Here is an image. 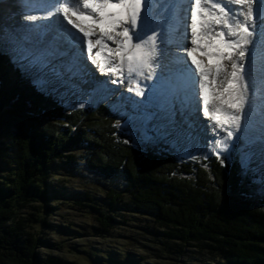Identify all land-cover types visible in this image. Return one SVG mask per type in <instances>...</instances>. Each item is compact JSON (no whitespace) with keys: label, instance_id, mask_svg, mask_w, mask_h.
<instances>
[{"label":"trees","instance_id":"16d2710c","mask_svg":"<svg viewBox=\"0 0 264 264\" xmlns=\"http://www.w3.org/2000/svg\"><path fill=\"white\" fill-rule=\"evenodd\" d=\"M25 73L0 52V264H77L40 252L55 244L33 227L51 228L42 212L56 209L50 204L54 169L82 162L109 182L103 199L85 196L100 211L101 233H111L123 209L151 217L163 230L155 234L181 256L192 247L211 253L212 264H264V194L245 189L256 169L245 171L242 149L232 162L220 157L222 149L217 156L179 159L136 146L114 104L69 107L48 82ZM63 146L84 153L66 156Z\"/></svg>","mask_w":264,"mask_h":264},{"label":"rangeland","instance_id":"374dc122","mask_svg":"<svg viewBox=\"0 0 264 264\" xmlns=\"http://www.w3.org/2000/svg\"><path fill=\"white\" fill-rule=\"evenodd\" d=\"M150 19L151 12L144 8L143 5L136 30L140 29L145 37L156 34L153 24L150 23ZM137 42L139 41L133 36V43ZM111 44L108 48L115 49L118 46L114 42ZM105 54H107L105 57H108L112 62V56L114 54L109 56L108 50ZM224 63L228 65L227 62L224 61ZM119 66V70L129 76L127 60L125 59L122 65L120 62ZM97 70L99 69L97 68ZM131 74L141 76L138 72ZM33 76L35 80H39L36 75ZM43 76L41 75L40 77ZM246 76H250V71ZM107 82L110 85L112 84L108 80ZM254 83L252 78H249L247 81L248 88L254 85ZM137 85L144 92L143 96L137 95L135 91ZM57 86L62 88L60 85ZM51 88L55 90L54 95L60 100L63 99L67 106L72 107L75 103L95 106L93 105V99H77L76 96H69L68 94L60 92L59 88L54 85L49 87V89ZM124 91L126 93L125 98L118 92L115 93L117 97L111 95L109 99L114 104H117L116 110L120 113V127L133 144L154 151H169L175 153L179 159L195 156L193 153L196 151V148L192 149L190 146H186V143L182 144L173 139L170 133L165 129L163 131L162 126L159 125V121H156L157 116L149 112L152 108H157L158 103L147 83H143L140 79H135L133 83L123 88L122 92ZM248 102L250 101L247 100L246 103ZM246 103L244 107H246ZM220 111L223 112L221 116L229 114L228 109L224 105L220 108ZM251 115V112L246 114L245 128L243 130L246 139L249 136V140H246L247 144L242 148L244 154L249 157L244 155V158L242 157L240 160L243 165L248 167V170L245 168V171L250 173L251 168L256 169V180L250 183L246 182L245 189L256 195H262L264 194V181H262V177L257 172L259 169L257 167L259 155L255 149L257 139L253 136L255 128L253 135L251 134L252 128L254 127L248 119ZM215 126L218 128L217 125ZM222 127L225 128V126ZM231 130L235 131L234 126H231ZM223 143H218L215 149L210 150L208 154L200 155L196 151L197 155L201 157L217 156L222 149L220 157L227 154L229 155L228 159L231 158L233 160L232 162H234L237 155L233 157V153H228L227 147ZM59 151L66 156L71 154L72 151L79 156L84 153L82 149L66 146H63ZM231 151H234V149H231ZM98 178V176L87 169L84 162L78 164L76 168H73L70 164H65V166H59L56 170L54 169L52 178L50 179V188L53 191L54 198L50 200V204L55 206L56 209L51 214H48L45 210L42 212L43 217L47 216L51 228L43 229L40 225H34L33 228L37 233L45 236L47 240L54 243L55 248L42 247L40 252L45 255L60 256L75 261L77 264H200V261L205 264L207 262L212 264L214 262V257L211 253H205L202 249L192 247H188L186 255L181 256L177 251L179 247H172L173 243L167 245L163 237L155 234L163 230L157 226L158 224L151 217L124 211L121 208L118 211V216H116L118 220L117 224L114 225L111 233H101L102 227L99 225L100 211L94 206H90L92 204L88 202L87 198L85 199V196L88 195L94 196L96 199H103L107 195L103 184H108L109 182L104 180L100 182ZM110 185L116 186V182ZM256 201L253 200V202L257 203ZM22 213H26V210H23ZM194 252L195 254H193ZM204 254L207 256H204ZM194 258L198 259L193 261Z\"/></svg>","mask_w":264,"mask_h":264},{"label":"bare ground","instance_id":"6f19581e","mask_svg":"<svg viewBox=\"0 0 264 264\" xmlns=\"http://www.w3.org/2000/svg\"><path fill=\"white\" fill-rule=\"evenodd\" d=\"M147 1L148 5L152 8L151 14L153 15L152 19L155 23L153 27L155 28L156 35H157V55L155 59L152 61L154 70H144V76H135V75H124V83L125 85L121 87V85H118L120 83L115 82L114 84H117L115 87H110V85L105 82V78L109 82H114L119 75H117L116 72L113 71H105L101 72L99 67L92 63V66L89 67H96L99 69L98 71V79H94V82L90 81L88 88L84 90V85H82V80L87 81V77H85V72L80 68V64L83 63L81 59L75 60L73 58L72 60L69 59V56L61 55V53L69 47V45H61L58 41H55L56 38H59L61 36H65L63 31L60 28H56L55 26H52L50 31L49 28L52 24H58L61 23V17L62 15H58L55 12H53L51 18L49 20H45L44 17L48 15L47 11V5L51 2V0H0V48L1 52L4 51L6 54L10 53L13 58L19 57L22 60L29 61L33 67L37 68L39 70V75L42 74H48V76H51V79L55 76L52 71L47 70V66L52 67L53 65L57 64L61 66L62 68H65V62L69 61L71 62L70 67L68 69L59 70V72H65L67 73V78H69V82L67 81H61V79H54L53 82L57 85H60L61 92L67 91L71 86L77 88L78 90L83 91L82 94L85 96L87 100L93 99V105H98L106 100L109 99V97L114 94L120 92L123 95V98H125L126 93L125 91L122 92L123 88L127 86L128 84L132 83L135 79H140L143 81V83H147L150 88L151 85L159 84L161 86L158 87V85H155V91H157V100H158V109L162 110V113H164L163 118L167 122L168 129H172L175 132V135L177 137H182L181 134L178 132L180 131V128L177 126V120L175 119L172 110L174 106H187L189 104V101H191L192 95H188L187 93L190 90V87L188 85L194 80V77L192 79L188 77H184L185 75V69L182 71H179L176 69L175 65L178 63V61H182L181 57L186 56V47H192L191 42L187 40L185 43V37L186 32L184 30V21H186V18L183 19L180 8L175 2L172 3V0H145ZM144 5V4H143ZM29 15H35L37 19L35 21H28L26 19ZM22 20H25V22L28 25H36L38 30L41 31L43 35L45 36L43 45L44 46H53L56 50H62L60 53H54L53 56L55 57L50 64H46L45 61L40 57H38L37 52L33 51L32 49H26V43L27 41H30V37H27V34L29 33L28 30L24 29L22 26H20V29L7 33L10 31V28L12 26H18V22H21ZM31 28V27H30ZM73 28V26H72ZM166 28V29H165ZM33 29V28H32ZM72 32H75L71 30ZM226 31V29L224 30ZM262 31V30H261ZM49 33V35H48ZM10 34V35H9ZM159 34V35H158ZM262 39L259 38L258 35H255L252 37V44L247 46L248 49V55L251 56L250 51H256V53L253 55L249 63L244 67V75L246 82L249 78H252V80L255 82L254 85H252L247 90V100L250 102L246 103V107H244L241 115L246 114L250 111L254 112L253 119L256 121L255 125V131H254V137L257 139L256 143V152L261 158V161H264V26H263V32H261ZM63 38V37H61ZM97 38L96 35L92 36L91 39ZM86 41L88 38H85ZM64 41V39H62ZM106 40V39H105ZM107 41V40H106ZM65 42V41H64ZM108 44L112 43L113 41H107ZM78 44H84V46H87L84 43L79 42ZM116 45V43H115ZM119 46V45H118ZM99 51V47L93 48V55ZM183 52V53H181ZM74 55L76 52L74 51L73 45H72V53L69 55ZM103 55L107 56V54H102L101 57H98V62H105L103 59ZM181 55V56H180ZM197 58L201 59L203 62L214 65L217 63L215 59H207L204 56H200L198 54ZM113 61L109 64L105 62L106 68H111L114 66H119L120 59L119 57L113 55L112 56ZM188 61L191 63V58L187 57ZM253 58H256V60H253ZM39 60V64H38ZM65 60V61H64ZM227 64H229L228 61ZM241 63H245V60ZM86 66V68H89ZM90 69V68H89ZM193 69H195V65H193ZM91 70V69H90ZM250 71V76H246V74ZM230 71V68L227 70ZM199 71H195L196 75V83L200 80ZM167 73V75L165 74ZM146 75V76H145ZM227 75V72H221L220 75H218V78L213 83L211 82L212 76H209V97H210V103L207 106L208 109H218L217 112L218 120H215L214 122L218 127L219 125L225 126L228 129H231V124H224L223 118L224 116L221 114L223 113L220 111V108L224 105L228 109L229 113H234L233 109H229L226 104H222L220 100L215 99V97L219 96L221 92H223V88H225L227 85L225 83L224 77ZM47 76V75H46ZM168 76L170 78H168ZM215 76V75H213ZM151 77V78H149ZM74 84H71V83ZM153 82V83H152ZM113 84V83H112ZM75 85V86H74ZM172 86H175V90H172ZM74 88V89H75ZM71 96H77L76 93L72 91H68ZM79 92V91H78ZM80 93V92H79ZM81 94V93H80ZM203 96V95H202ZM224 97H227V93L224 94ZM222 97L221 99H223ZM193 101V100H192ZM191 101V102H192ZM202 108L205 113V105L203 103L202 98ZM213 110H208L209 113H211ZM206 115V114H205ZM206 120H212L211 115H206ZM211 127V126H210ZM214 129L218 130L215 125L213 127ZM235 128V127H234ZM240 128H235V131H238ZM189 133H191L190 130H188ZM234 132V131H233ZM192 138H195V135H192ZM204 139L206 138L203 137ZM184 140V138H183ZM182 142V140H181ZM194 148H196V151L200 155L208 154L210 145H213L212 143H216V140H209L206 142V140H203L202 143L198 142ZM198 148V149H197Z\"/></svg>","mask_w":264,"mask_h":264},{"label":"snow or ice","instance_id":"6c2138e0","mask_svg":"<svg viewBox=\"0 0 264 264\" xmlns=\"http://www.w3.org/2000/svg\"><path fill=\"white\" fill-rule=\"evenodd\" d=\"M228 4L239 7L230 9ZM254 5H257L255 12ZM142 8L143 0H51L47 5L48 15L44 18H51L55 12L62 15L68 24L78 30L77 32L68 30L69 47L61 55L69 56L72 60L74 53L69 54L72 53L73 41L84 43L85 38H88L87 53L101 72L113 71L117 75L120 74V66L105 67V62H111L108 57H103L105 62H98L97 58L101 57V53L107 48L109 56L114 54L119 57L121 65L125 59L127 60L129 74L138 72L143 76V69L154 70L152 61L157 55V35L142 37L140 33H136L139 42L133 43L131 32L140 20ZM185 13L186 20L190 21L187 26L190 27L193 47H186V57L181 59L186 61L187 57H190L191 64L199 71L198 83L203 95L205 114H210L213 120H218L219 110L215 109L209 113L207 108L210 103L209 76H218L221 72H227L225 76L227 86L215 99L234 110V113L224 116L223 123L231 124L238 129L241 113L247 101L248 89L244 65L241 62L248 55L247 46L253 42L251 38L257 35V19L264 23V0H189ZM26 19L35 21L37 17L29 15ZM94 35L97 36L95 41L91 39ZM234 37L236 39H233ZM105 39L119 46L115 49L108 48ZM95 47H99V51L92 55ZM202 49L205 57L215 59L217 63L210 65L198 59L196 54ZM224 61H228L229 64L226 65ZM229 68L230 71H227ZM135 91L137 95H144L139 85ZM225 93L227 97H224ZM222 97L224 98L221 99Z\"/></svg>","mask_w":264,"mask_h":264},{"label":"water","instance_id":"95a60500","mask_svg":"<svg viewBox=\"0 0 264 264\" xmlns=\"http://www.w3.org/2000/svg\"><path fill=\"white\" fill-rule=\"evenodd\" d=\"M26 49H31V45L26 43ZM43 58H44V56H43ZM44 61H45V59H44ZM47 70H48V71H51L49 66H47ZM52 73L55 74L54 77H56V78H60L61 81H63V80L66 78V75H67V74H65L64 72H59V71H54V72H52ZM84 87H86V85H84ZM77 93H78V91H77ZM175 119H176V118H175ZM184 122H185V121H184ZM184 122H182V121H177V123H176L177 126L180 128V131L178 130V132L181 134L182 137H183V136L185 137V136H187V135L190 134V133L188 132V130H190L191 133L193 132V129L190 127V125H189V124L186 125ZM191 135H192V134H191ZM183 142H186V141H183Z\"/></svg>","mask_w":264,"mask_h":264}]
</instances>
